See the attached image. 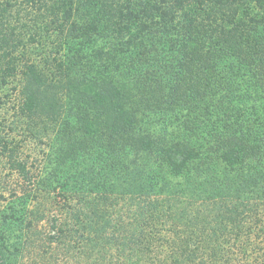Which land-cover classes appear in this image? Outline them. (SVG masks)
<instances>
[{"label":"trees","instance_id":"16d2710c","mask_svg":"<svg viewBox=\"0 0 264 264\" xmlns=\"http://www.w3.org/2000/svg\"><path fill=\"white\" fill-rule=\"evenodd\" d=\"M0 88L53 146L35 178L0 141L23 183L62 189L50 246L264 264V0H0ZM29 195L0 207V264L23 259Z\"/></svg>","mask_w":264,"mask_h":264},{"label":"rangeland","instance_id":"374dc122","mask_svg":"<svg viewBox=\"0 0 264 264\" xmlns=\"http://www.w3.org/2000/svg\"><path fill=\"white\" fill-rule=\"evenodd\" d=\"M12 94L13 92L9 88H0V97L2 98L0 106V120L2 121L0 122L3 124L0 129V141L10 142V147L14 149V157L27 161L30 177L44 178L50 170L52 171V167L48 164H53L55 160L53 146L48 140L49 135L38 131L35 128L36 122L34 124L19 116L18 99L16 94L13 96ZM57 172L61 174L59 175ZM64 172L63 168L57 169L56 181L60 182L59 178L61 175L65 176ZM53 186L56 187V190H50L51 193L36 192L31 185L23 183L17 171L12 170L9 159L0 156V207L14 193L16 196L30 194L28 210L34 214L35 227L31 236H27L28 243L20 264H94L87 255H75L72 251L68 253L64 248L65 244L67 245L69 242L65 239H62L61 245L50 246L48 243V234L52 230L53 220L58 221L56 225H59L60 228L71 227L70 221H67L68 215L60 210V205H63L62 189L57 182L55 184L53 182ZM76 204L74 200L72 205ZM71 253L76 257L75 260L71 257Z\"/></svg>","mask_w":264,"mask_h":264}]
</instances>
